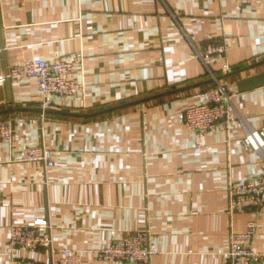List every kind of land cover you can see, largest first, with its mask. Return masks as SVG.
Masks as SVG:
<instances>
[{"label":"crops","instance_id":"crops-1","mask_svg":"<svg viewBox=\"0 0 264 264\" xmlns=\"http://www.w3.org/2000/svg\"><path fill=\"white\" fill-rule=\"evenodd\" d=\"M211 42L231 47L227 74H236L206 66ZM60 58L83 61L85 93L51 98L54 114L40 108L35 80L0 84V112L12 110L0 117L14 128L10 143L0 141V264L50 262L49 248L9 246L12 225L37 219L83 264H132L93 251L143 231L158 250L150 264H227L231 233L252 221L253 250L264 252V204L230 214L228 197L231 183L264 174V151L242 145L264 129V86L239 91L264 75V0H0V76ZM214 77L233 95L232 122L198 138L176 112L204 104ZM35 146L53 152L54 167L19 160Z\"/></svg>","mask_w":264,"mask_h":264},{"label":"built area","instance_id":"built-area-1","mask_svg":"<svg viewBox=\"0 0 264 264\" xmlns=\"http://www.w3.org/2000/svg\"><path fill=\"white\" fill-rule=\"evenodd\" d=\"M230 50L231 47L226 43L211 42L204 47L200 56L208 68L223 63V72L227 74L229 69L226 59ZM82 65L83 61L74 62L66 58H60L51 64L41 59H32L0 76V84L35 80L39 89L40 108L45 112L52 106L51 98L66 100L84 95V83L76 80L77 70ZM206 98L204 104L191 105L176 112V117L198 138L205 137L217 128L227 129L232 122L230 106L233 95L223 82L218 81L211 86L206 92ZM13 133L12 120L0 117V141L10 143ZM242 145L247 151H264V129L247 132ZM196 151H199L198 147ZM19 160L41 163L46 168L54 167L53 152L44 146L24 148ZM228 197L230 214L259 210L264 204V174L250 175L231 183ZM52 230V224L45 219L12 225L9 241L11 250L37 253L43 248H49L51 260L44 263L12 257L11 264H83L80 251L54 247ZM256 235L257 223L254 221L247 224L245 232L231 233L229 249L224 254L227 264H264V252L253 250ZM93 252L99 259L107 262L132 264H150L158 254V250L152 246L149 231L127 234Z\"/></svg>","mask_w":264,"mask_h":264},{"label":"water","instance_id":"water-1","mask_svg":"<svg viewBox=\"0 0 264 264\" xmlns=\"http://www.w3.org/2000/svg\"><path fill=\"white\" fill-rule=\"evenodd\" d=\"M232 74H236V73H232ZM232 74H230V75L227 74V75L229 77ZM227 75L225 77H227ZM225 77H219V78H216V79H212L209 82L211 84L216 83L218 81L220 82V81L224 80ZM263 86H264V75H262L260 77H255V78H252V79H246V80L242 81V83L239 84V91H240V93H243V92H247L249 90L260 88V87H263ZM145 102H147V101L144 100V101L132 103L130 105H124V106H121V107H115V108L107 110V111L99 112V113H97L95 115H81V117L94 118V117L101 116V115H104V114H107V113H110V112H115L117 110L124 109V108L129 107V106L139 105V104H142V103H145ZM10 112H12V110L0 112V116L8 114ZM38 112L42 113V111H38ZM43 113H45V114H54V112H50V111H45V112L43 111ZM62 115H64V114H62Z\"/></svg>","mask_w":264,"mask_h":264},{"label":"rangeland","instance_id":"rangeland-1","mask_svg":"<svg viewBox=\"0 0 264 264\" xmlns=\"http://www.w3.org/2000/svg\"><path fill=\"white\" fill-rule=\"evenodd\" d=\"M226 85V84H225ZM227 87V89H228V86H226Z\"/></svg>","mask_w":264,"mask_h":264}]
</instances>
